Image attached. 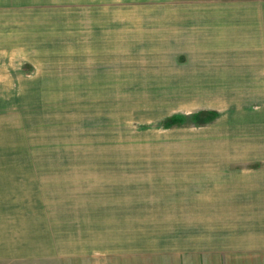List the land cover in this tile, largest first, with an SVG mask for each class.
I'll use <instances>...</instances> for the list:
<instances>
[{"label":"rangeland","instance_id":"1","mask_svg":"<svg viewBox=\"0 0 264 264\" xmlns=\"http://www.w3.org/2000/svg\"><path fill=\"white\" fill-rule=\"evenodd\" d=\"M50 1L0 23V185L31 209L14 232L31 245L0 264L172 263L264 237L254 91L189 87L188 58L135 56L125 0ZM113 13L115 32L96 19Z\"/></svg>","mask_w":264,"mask_h":264},{"label":"crops","instance_id":"2","mask_svg":"<svg viewBox=\"0 0 264 264\" xmlns=\"http://www.w3.org/2000/svg\"><path fill=\"white\" fill-rule=\"evenodd\" d=\"M50 0H0V23L5 16L15 17L22 9L47 6ZM123 17L127 43L135 56L186 57L193 67L189 87L229 88L254 91V97L264 104V0H125ZM25 11V10H23ZM18 16V15H16ZM11 19L14 23V18ZM99 23L115 32L118 19L98 17ZM95 41V36L93 35ZM228 102V101H227ZM255 100L244 101V112H253L248 106ZM243 111V110H242ZM264 115V109L259 110ZM264 131V128H261ZM262 136V133H257ZM0 165H4L0 162ZM1 167V166H0ZM1 176V172H0ZM1 179V178H0ZM9 179V178H8ZM12 185V184H11ZM12 187L0 185V257H19L20 246L28 249L30 239L18 243L16 228H31V209L17 204ZM243 193L244 189L240 190ZM239 191V192H240ZM251 192V191H246ZM255 193H264L257 192ZM257 195L252 198L255 199ZM34 197V196H33ZM31 198V197H30ZM241 196L239 195V200ZM246 198L242 199L245 200ZM15 202V203H14ZM23 211V215L18 213ZM27 211V212H26ZM102 226L94 225L93 228ZM32 228H36L33 226ZM103 228H115L108 224ZM18 244V245H17ZM21 247V248H22ZM16 254H20L16 256ZM94 264H112L109 260ZM177 262L167 263L165 258L157 264H264V237L236 246L205 244L180 254ZM114 264H148L133 256L113 258ZM117 262V263H116Z\"/></svg>","mask_w":264,"mask_h":264}]
</instances>
